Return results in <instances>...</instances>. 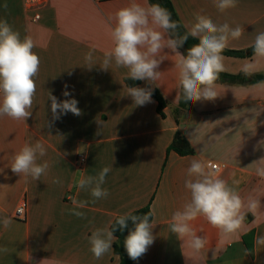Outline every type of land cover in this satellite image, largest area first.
Masks as SVG:
<instances>
[{"label":"crops","instance_id":"crops-1","mask_svg":"<svg viewBox=\"0 0 264 264\" xmlns=\"http://www.w3.org/2000/svg\"><path fill=\"white\" fill-rule=\"evenodd\" d=\"M188 31L194 14L200 13L218 25L241 26L243 35L230 40L229 50L252 48L255 36L264 32V0H237L234 8L220 12L214 0H171ZM147 5L149 0H137ZM130 0H48L41 19L24 9L23 0H0V20H6L20 33L31 36L40 68L35 77L36 94L32 116L26 122L0 117V218L10 217L12 224H0V264H120L112 250L94 258L88 237L104 228L117 215L150 206L154 213V243L135 264H264V178L256 174L254 161L264 158V87L256 76H245L241 66L251 57H225L222 73L241 75L237 82L217 81L219 97L197 101L179 112L181 99L175 56L165 49L159 70L158 89L167 107L158 113L155 99L135 106L127 96V69L114 64L100 68L103 53L113 47L110 27L114 13ZM96 63L85 67V55L93 50ZM180 52L183 53L181 49ZM67 85V88L65 86ZM134 87H150L146 81ZM67 90L69 97L63 96ZM49 92L58 100L74 98L82 110L53 120ZM177 118L179 123H177ZM103 121V125L97 124ZM180 133L195 150L181 156L169 148ZM37 141L47 154L38 163L49 162L39 180L20 177L11 171L13 156L27 143ZM84 155L83 164L78 156ZM193 158L208 167L221 165L220 178L234 186L247 203L249 197L260 200L255 215L244 210L245 220L238 233L224 236L203 217L191 222L198 236L207 239L199 253L189 246V238L178 240L169 225L173 213L190 199L185 188L187 168ZM111 171L102 185L109 196L92 203L89 192L79 190L76 182L83 176H95L103 167ZM59 179L61 183H53ZM236 181L235 185L233 182ZM86 200L88 206L77 209L83 218L72 214L73 200ZM27 202V217L20 220L14 211Z\"/></svg>","mask_w":264,"mask_h":264},{"label":"clouds","instance_id":"clouds-1","mask_svg":"<svg viewBox=\"0 0 264 264\" xmlns=\"http://www.w3.org/2000/svg\"><path fill=\"white\" fill-rule=\"evenodd\" d=\"M215 7L224 12L234 8L237 0H214ZM110 27V38L113 47L103 53L100 68L107 71L114 64L117 68H126L127 78L133 81H146L150 87H127V96L132 98L135 106H145L152 103L153 88L160 80L162 72L160 64L164 60L161 53L165 49L175 56V68L178 72V87L182 92V100L195 103L197 101H214L219 94L216 82L220 74L226 70L222 55L230 40H238L244 29L237 25L230 27L228 23L218 25L206 15L194 14V23L188 31L178 34L179 24L172 19L171 12L159 3L147 5L130 0V3L118 9ZM188 27V26H185ZM189 37L197 39L186 50L179 51ZM35 42L31 36L21 38L20 33L12 28L6 20H0V117H9L16 121L26 122L32 116V106L36 94L35 77L40 68L39 56L33 51ZM252 60L241 66L245 76H251L259 70V61L264 60V32H259L252 44ZM93 50L85 55V67L91 70L96 63ZM258 87H264V81L257 82ZM67 88V85L65 86ZM63 96L71 93L65 90ZM50 109L53 120H59L69 112L81 116L82 110L74 98L58 100L49 92ZM102 126L103 121L97 120ZM47 154L46 148L37 141L35 144H25L12 158L11 171L20 177H31L39 180L47 173L48 161L38 163ZM256 174L264 178V158L254 161ZM111 167L105 166L95 176H83L77 182L79 190L89 192L92 203L107 198L109 191L103 188ZM53 183H61L55 179ZM236 181L233 182L235 185ZM185 188L190 192V199L182 209L175 211L169 225L171 233L178 240L189 238V246L194 253L205 248L207 239L198 236L191 222L203 217L212 227L218 229L224 236H231L241 229L245 220L244 210L254 215L261 207L260 200L249 197L247 203L241 198L234 186H230L220 178L217 170L210 168L200 159L193 158L187 168ZM72 214L83 218L85 213L78 211L88 206L86 200H73ZM153 212L142 216L132 211L117 215L109 226L95 229L88 237L90 251L94 258L100 259L112 250L116 240L114 232L128 228L131 221L134 228L128 231L124 239V248L132 260L140 259L146 254L149 246L154 243L152 229L155 224L151 218ZM0 224L9 228L10 217L0 218ZM257 244L264 245V236L257 238ZM7 252V248H0Z\"/></svg>","mask_w":264,"mask_h":264},{"label":"trees","instance_id":"trees-1","mask_svg":"<svg viewBox=\"0 0 264 264\" xmlns=\"http://www.w3.org/2000/svg\"><path fill=\"white\" fill-rule=\"evenodd\" d=\"M149 1H150V3H159L171 12L172 19L177 21L179 24V28L177 30L178 34L183 35L187 32L183 23L179 19L171 0H149ZM196 43H198L197 39L189 37V39L186 41V43L180 49L183 51V53L186 54V50L189 47H191L193 44H196ZM222 54L227 55V56H231V57H251L253 54V49L249 48L248 50H245V51L244 50L225 49ZM241 79H242L241 75H229V74L221 73L218 81L237 82V81H240ZM254 79H255V81H261L263 79V76L259 75V76H256ZM126 83L129 87H134V86L138 85L140 83V81H133L130 79H126ZM152 97L158 103V107H157L158 113L164 117L165 116L164 110L167 107V101L165 100V98L163 97V95L161 94V92L158 89H153V96ZM192 105H193V102L189 101V102L185 103L182 100V92H181V99H180V104H179L180 109L177 110V117H178L180 111L186 110L189 107H191ZM177 123H179L178 118H177ZM169 149L171 151L178 153L181 156L192 155L195 153V150L192 147V145L190 144V142L185 137H183L180 133L176 134V136H175V138H174ZM150 211H151L150 206H147V207L141 208L139 210H136L133 213L135 215L142 216V215H144ZM152 220H153V216L151 218V221ZM132 228H134V225L132 224L131 221H129L128 222V228L124 229L123 231H120L119 229H117L114 232V236L116 237V240L114 243V252L117 256L120 257V264H135V262L137 261V260L130 259L127 255L125 248H124V239L128 235V231Z\"/></svg>","mask_w":264,"mask_h":264},{"label":"built area","instance_id":"built-area-1","mask_svg":"<svg viewBox=\"0 0 264 264\" xmlns=\"http://www.w3.org/2000/svg\"><path fill=\"white\" fill-rule=\"evenodd\" d=\"M24 9L26 12L33 14L31 20L38 22L41 19V11L48 5V0H23ZM86 160L84 155L78 156V163L83 164ZM211 168L220 171L221 165L210 163ZM14 217L20 220H25L27 217V202L23 201L14 211Z\"/></svg>","mask_w":264,"mask_h":264}]
</instances>
